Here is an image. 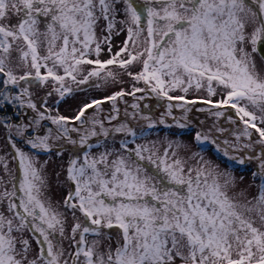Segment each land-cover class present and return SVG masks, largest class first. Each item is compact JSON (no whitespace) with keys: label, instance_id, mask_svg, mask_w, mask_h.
Instances as JSON below:
<instances>
[{"label":"snow or ice","instance_id":"6c2138e0","mask_svg":"<svg viewBox=\"0 0 264 264\" xmlns=\"http://www.w3.org/2000/svg\"><path fill=\"white\" fill-rule=\"evenodd\" d=\"M258 57L264 62V0H0V112L20 111L0 116L17 162L14 172L0 156V264H264ZM123 74L144 87L52 114L49 97L59 104L83 85L115 84ZM49 83L39 99L30 92ZM193 91L207 96L188 99ZM152 94L167 102L158 120L137 102L121 121L118 101ZM200 102L210 107L197 111L235 127L195 131L196 150L178 138L162 151L136 142L137 116L148 129L171 130L168 117L180 130L195 128L203 121L188 114ZM39 154L59 160V171L49 172L50 159ZM54 185L64 189L55 202Z\"/></svg>","mask_w":264,"mask_h":264},{"label":"rangeland","instance_id":"374dc122","mask_svg":"<svg viewBox=\"0 0 264 264\" xmlns=\"http://www.w3.org/2000/svg\"><path fill=\"white\" fill-rule=\"evenodd\" d=\"M125 38H126V33H123V32L120 35H113V38H112L113 51L119 50V48L123 45V41ZM106 58H108V54H107V51L105 50V52L101 55V59H106ZM257 66H258V70L264 72V62H262L259 59V57L257 58ZM114 70L119 71L118 69H114ZM131 70L138 71L139 66H134ZM85 74H86V71H85ZM118 81L119 82L115 84L109 83L108 85L104 87H100V88H93V87H90L89 85H83L81 86L83 91L75 92L69 97H66L65 100L59 104H55L54 99L52 97H49V107L52 109V114L54 115L56 113V110L58 109L61 114L72 115L77 110V108L81 105V103L87 101L90 98L99 99L104 96L111 95L113 92L119 91L121 88H123L126 92L132 91V87L135 82L132 81L126 74H123L122 76L118 77ZM135 86L143 88L144 84L143 82H139V83H135ZM51 87H52L51 83H49L45 87L32 86L30 87V92L33 94V96L36 99H39L41 96H44L47 93V91L51 89ZM172 94L173 95H184L182 92L178 90ZM139 95L141 94L140 93L136 94L137 97ZM198 95L207 96V93L206 91H202L200 93H196L193 91L188 94L187 98L193 99L194 97ZM217 98L218 97H213L214 100ZM137 102L141 106L140 107L141 114L144 116H150L151 119L153 120H158L160 118L161 113H163L166 110L165 106L167 102L165 100L155 97L154 94L146 96V98L142 101H137L136 97L126 95L123 100H120L117 102L118 106L121 109V121L122 122L131 119L130 117H124L123 110L127 108L128 112L132 113L133 109L131 108V105ZM145 105H148V107H145ZM209 107H210L209 105H206L203 102H200V103H197L195 106V109L191 113L188 114L189 119L193 123H195L197 120L203 121L202 125L196 124L195 128L189 127L187 129L180 130L175 127L172 117H168L166 120L167 124L173 125L171 130H169V128L166 125H160V124H157V126L153 129H148L147 128L148 121L140 119L139 116H137L136 119L131 120L130 126L133 127L138 133V137L136 139L137 143L149 144V145H151L152 143H155L157 147H159L162 151L163 146L166 145L168 140L178 138L182 140L184 143L193 147V150H196L195 142L193 139L195 131H207L209 128L213 126L214 123L218 124L219 126L225 129H230V128L235 127V126L229 125V123L225 121L223 118H221L220 120H216V118L213 115H211L208 111L200 112L196 110L200 108L208 109ZM9 108L13 109L15 113H9L8 115L7 110H4L3 112H0V116L7 115L9 118L20 116V111L18 109H15L12 107H9ZM110 111H111V104L105 103L103 105L102 115H108ZM88 114L92 115V111L89 110ZM228 114H232L231 110H229ZM173 115L177 118H180L184 115V113H183V110L181 109H175ZM113 123H116V122L113 121ZM48 126H51L50 122ZM141 129H143L144 131L143 136L140 135ZM172 132L178 133V136H173L171 134ZM7 134L8 133L6 129L0 128V156H3L7 160L9 168L15 172L16 167H17V162L11 159L12 150L9 147L8 142L5 139ZM228 136H229V132H225L223 136H221L220 138L224 139ZM120 138L122 137L118 135L117 139H120ZM18 146L21 147L24 151L29 150L28 147L22 143L18 142ZM181 155H183V153H181ZM206 156L208 158L215 160V162L219 163L221 167L225 166L223 161L216 159V154H214L212 151H209L208 153H206ZM39 159L41 161H44L45 159H50V163L48 165L49 172H52L53 170L59 171L58 165L60 164V161L56 160L55 157L49 158L47 154H39ZM243 174H244L245 180L242 186H246L247 184L251 182L250 173L244 172ZM0 175H4L2 166H0ZM236 175L239 177V175H241V170H237ZM5 178L7 179V177ZM252 191L254 192L255 190L252 189ZM63 195H64V189L60 187H56L54 185L50 192V196L52 200L54 202L62 200ZM69 222L71 223V221Z\"/></svg>","mask_w":264,"mask_h":264},{"label":"trees","instance_id":"16d2710c","mask_svg":"<svg viewBox=\"0 0 264 264\" xmlns=\"http://www.w3.org/2000/svg\"><path fill=\"white\" fill-rule=\"evenodd\" d=\"M5 110H7V114H8V115H9V113H15L14 110H13V109H10V108H7V109H5Z\"/></svg>","mask_w":264,"mask_h":264}]
</instances>
